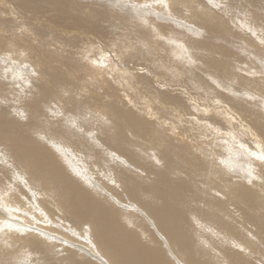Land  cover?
Instances as JSON below:
<instances>
[{"label": "bare ground", "instance_id": "6f19581e", "mask_svg": "<svg viewBox=\"0 0 264 264\" xmlns=\"http://www.w3.org/2000/svg\"><path fill=\"white\" fill-rule=\"evenodd\" d=\"M10 1L54 11L61 32L68 16L102 20L80 16L77 0ZM109 1L206 97L189 102L107 65L137 90L88 106L40 59L0 50L24 90L12 113L0 109V264H264V0ZM140 97L158 106L139 109ZM191 110V126L165 125Z\"/></svg>", "mask_w": 264, "mask_h": 264}, {"label": "rangeland", "instance_id": "374dc122", "mask_svg": "<svg viewBox=\"0 0 264 264\" xmlns=\"http://www.w3.org/2000/svg\"><path fill=\"white\" fill-rule=\"evenodd\" d=\"M77 3L80 6V16L92 13L97 15L95 19L102 20L94 24V20L84 21L81 18V21L75 22L77 25H71L74 20L68 16L60 21L62 26L67 27L61 32L52 24L54 18L57 20L54 11L44 10L42 14L34 16L29 11L16 8L14 1L8 0L3 3L0 0V50L5 55H12L16 61L21 60L22 63L40 59L48 74L61 76L63 84L70 89L77 100L90 98L88 106L95 105L92 101L111 100L123 95H131L137 90L138 86L134 90V84H127L124 76L121 75V70L109 69L107 65L117 68L123 65L133 67L139 72H144L160 91L169 87V90H174V94L178 96L187 93L188 96L185 95L189 102L197 100L200 103L206 97L204 90L197 87L196 79L188 67L180 68L168 59L166 50L162 48H151L149 52L146 50V46L154 38L134 29L131 26L133 18H130L131 24H129L127 18L112 15L117 12L115 3L109 0H77ZM117 15H120V11ZM2 60L0 61V109L12 113L13 108L7 107L13 105L14 93H22L24 90L12 86V82L2 70L6 69L9 62L4 63ZM99 61L106 63L100 66ZM25 89L29 91L28 88ZM30 90L34 91L32 88ZM59 94L61 98L68 97L64 91ZM138 101L139 109L146 108V104L151 107L158 106L156 97H140ZM94 110L96 108L90 107L89 110L82 112V116L89 119L92 114L88 112ZM191 112V115L185 112L172 115L166 113L165 125L173 132L181 131L184 127L191 126L192 120L196 118V114L192 110ZM73 115L78 114L73 113ZM209 132L211 130L197 136L200 137L198 141L209 135ZM223 135L224 133H221V136ZM124 219L118 215L120 223H124Z\"/></svg>", "mask_w": 264, "mask_h": 264}, {"label": "snow or ice", "instance_id": "6c2138e0", "mask_svg": "<svg viewBox=\"0 0 264 264\" xmlns=\"http://www.w3.org/2000/svg\"><path fill=\"white\" fill-rule=\"evenodd\" d=\"M261 159H264V157H261Z\"/></svg>", "mask_w": 264, "mask_h": 264}]
</instances>
